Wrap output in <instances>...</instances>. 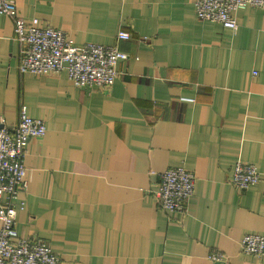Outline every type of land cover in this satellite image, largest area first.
Wrapping results in <instances>:
<instances>
[{"label":"crops","instance_id":"0c3cea01","mask_svg":"<svg viewBox=\"0 0 264 264\" xmlns=\"http://www.w3.org/2000/svg\"><path fill=\"white\" fill-rule=\"evenodd\" d=\"M13 1L77 46L129 55L108 91L21 73L0 16V118L15 125L25 106L46 125L27 144L17 232L62 264H264L240 248L245 234L264 236V10L235 12L232 31L197 19L193 0ZM238 161L260 173L245 191L228 181ZM173 167L195 179L184 213L161 211L154 194Z\"/></svg>","mask_w":264,"mask_h":264},{"label":"built area","instance_id":"2783aa9c","mask_svg":"<svg viewBox=\"0 0 264 264\" xmlns=\"http://www.w3.org/2000/svg\"><path fill=\"white\" fill-rule=\"evenodd\" d=\"M197 19L237 30L234 13L246 8L264 10V0H193ZM11 18L14 39L20 45L18 70L32 75L55 76L65 72L77 88L108 91L118 77L117 64L129 55L115 45L87 42L77 46L65 31L40 26L38 19L25 20L13 0H0V16ZM130 34L119 31L118 39ZM46 132L45 122L27 115L20 106L17 122L8 126L0 118V264H62L59 257L42 238L28 239L16 230L17 199L26 189L24 158L31 139L41 138ZM260 173L253 164L236 162L229 183L238 191L257 184ZM195 179L184 167H173L159 173L154 191L161 211L184 213L194 194ZM22 207V203H20ZM241 252L261 259L264 255V236L245 234ZM212 262H227L219 253L209 255Z\"/></svg>","mask_w":264,"mask_h":264}]
</instances>
